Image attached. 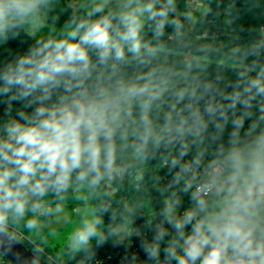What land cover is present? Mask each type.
Returning a JSON list of instances; mask_svg holds the SVG:
<instances>
[{"label":"clouds","instance_id":"1","mask_svg":"<svg viewBox=\"0 0 264 264\" xmlns=\"http://www.w3.org/2000/svg\"><path fill=\"white\" fill-rule=\"evenodd\" d=\"M207 12L0 0V46L31 40L0 58V238L73 200L62 264L109 242L120 264H264V23L218 42Z\"/></svg>","mask_w":264,"mask_h":264},{"label":"trees","instance_id":"2","mask_svg":"<svg viewBox=\"0 0 264 264\" xmlns=\"http://www.w3.org/2000/svg\"><path fill=\"white\" fill-rule=\"evenodd\" d=\"M202 3V8L208 9V12L203 17V22L196 26V34L204 39H211L215 37L218 42H228L234 40L238 36L244 35L239 31L240 27L247 28L251 25L264 23V0H257L254 4L252 0H199ZM181 8H183L184 0H180ZM235 4V12L233 16L238 14L239 18L234 19L229 16L226 8L229 4ZM62 16L61 20L66 18ZM199 15V14H198ZM232 22H229V21ZM21 43V39L10 40L7 45L0 46V58L9 55V49L14 53L16 50H22L27 47V44ZM15 106L19 104L14 102ZM6 104L0 103V117L3 116ZM164 171L161 172V175ZM119 198V194L118 197ZM187 202V200H186ZM74 212L79 205L69 200L67 207ZM108 223V217H105V224ZM12 235L21 241L27 248L32 250L37 256L48 261L51 264H62V255L60 244L57 242L58 233H62V229L45 228L40 235L28 233L22 227L11 230ZM119 246H113L110 242L104 244L96 250V258L105 257L116 251ZM143 258V254L141 256ZM80 259L78 256L76 260L68 261L67 264H77ZM4 264H14L3 256Z\"/></svg>","mask_w":264,"mask_h":264},{"label":"water","instance_id":"3","mask_svg":"<svg viewBox=\"0 0 264 264\" xmlns=\"http://www.w3.org/2000/svg\"><path fill=\"white\" fill-rule=\"evenodd\" d=\"M12 239L0 238V254L14 264H51L37 256L13 235Z\"/></svg>","mask_w":264,"mask_h":264},{"label":"rangeland","instance_id":"4","mask_svg":"<svg viewBox=\"0 0 264 264\" xmlns=\"http://www.w3.org/2000/svg\"><path fill=\"white\" fill-rule=\"evenodd\" d=\"M198 14L199 12L197 13V15ZM78 210L79 208H77L74 212H72L70 209L66 208L64 217L61 218L59 222H56V220L53 219L51 223H47L45 226V228H50V229H62V233H58L57 235V242L60 244L61 254L64 245V235L67 232V230L75 223L77 219ZM41 219L43 220L44 218Z\"/></svg>","mask_w":264,"mask_h":264},{"label":"built area","instance_id":"5","mask_svg":"<svg viewBox=\"0 0 264 264\" xmlns=\"http://www.w3.org/2000/svg\"><path fill=\"white\" fill-rule=\"evenodd\" d=\"M199 3L202 6V3L201 2H199ZM136 224L140 225V224H142V221L137 220ZM136 243H137V240L134 237L133 238L134 248L132 250L138 251V248L135 247ZM124 251H125V249L123 247L119 246V248L116 251L112 252L111 254H109L105 257H102V258H98V257L95 258L94 264H120L121 258L124 254ZM140 255L142 256V253H140ZM0 264H4L2 254H0Z\"/></svg>","mask_w":264,"mask_h":264}]
</instances>
